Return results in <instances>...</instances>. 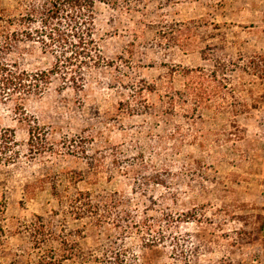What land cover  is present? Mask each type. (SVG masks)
Instances as JSON below:
<instances>
[{
  "label": "rangeland",
  "instance_id": "374dc122",
  "mask_svg": "<svg viewBox=\"0 0 264 264\" xmlns=\"http://www.w3.org/2000/svg\"><path fill=\"white\" fill-rule=\"evenodd\" d=\"M95 12L108 65L82 88L53 78L23 109L0 103V264H264V0H108ZM26 47L22 67L50 68ZM213 61L200 104L168 110L184 70L209 74ZM80 193L96 214L76 218Z\"/></svg>",
  "mask_w": 264,
  "mask_h": 264
},
{
  "label": "trees",
  "instance_id": "16d2710c",
  "mask_svg": "<svg viewBox=\"0 0 264 264\" xmlns=\"http://www.w3.org/2000/svg\"><path fill=\"white\" fill-rule=\"evenodd\" d=\"M106 1L21 0L12 8L0 5V103L14 101L18 108L23 109L27 97H40L53 78L57 77L64 85L82 88L91 69L108 65L101 55L95 27L96 3ZM33 43L40 45L42 53L52 56L50 68L29 70L22 67L23 55L28 50L26 45ZM213 66L209 74L203 73L202 69L184 70L182 74L188 77V82L182 91L169 96L167 109L174 112L178 100L182 105L184 97H193L199 105L200 97L206 95L204 78L217 83L218 61H213ZM72 207L77 219L94 215L99 208L98 202H93L84 193L73 199ZM44 229L39 225L31 230L34 245L38 248L50 241L41 239ZM63 251L61 258L68 259L64 248ZM102 262L124 264L119 258ZM36 264H58V261L55 257L46 259L40 256Z\"/></svg>",
  "mask_w": 264,
  "mask_h": 264
}]
</instances>
